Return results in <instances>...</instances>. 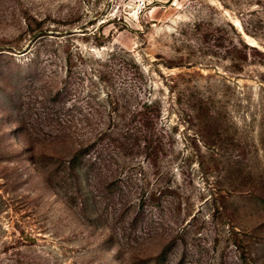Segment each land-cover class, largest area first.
<instances>
[{
	"label": "rangeland",
	"instance_id": "rangeland-1",
	"mask_svg": "<svg viewBox=\"0 0 264 264\" xmlns=\"http://www.w3.org/2000/svg\"><path fill=\"white\" fill-rule=\"evenodd\" d=\"M242 2L0 0V264H264V56L228 49L230 25L260 51L264 30ZM155 100L158 143L118 136Z\"/></svg>",
	"mask_w": 264,
	"mask_h": 264
},
{
	"label": "trees",
	"instance_id": "trees-1",
	"mask_svg": "<svg viewBox=\"0 0 264 264\" xmlns=\"http://www.w3.org/2000/svg\"><path fill=\"white\" fill-rule=\"evenodd\" d=\"M237 1V0H236ZM239 3V2H238ZM243 6L241 10H243L240 14H245L249 16V25L248 27L244 26V31L251 35L256 36L258 30H264V0H244V3H240ZM235 39L230 45V61L234 67L238 68L241 66V63L247 59H252L256 61V57L251 56V52H255L264 56V51H260L256 46H251L243 42V38L240 32L230 25ZM222 40V38H219ZM221 46V44H218ZM226 51V49H225ZM258 65H263L264 63L257 61ZM57 95H60V92H57ZM161 110L158 108L157 101H146L144 102L138 110L132 111L128 117H124L123 121L125 123V128L123 127L122 132L118 135L122 137V139H130L132 142L141 143L145 149H148L154 143H158L159 136L156 133L158 124L161 120ZM204 113H207V109ZM84 121L86 124L91 123V115L89 113L84 114ZM111 114L108 115L107 118V127L102 128L101 131L98 132L97 138H102L104 136L109 137L112 134L111 128L114 127V123H112ZM123 117V116H122ZM213 116L212 114H207L205 119V124L210 125L212 123ZM88 147H81L80 149H76L69 161L70 169L73 170L76 168L77 164H79V160L85 157L87 154ZM89 164L87 168L89 170H94V164L91 160H88Z\"/></svg>",
	"mask_w": 264,
	"mask_h": 264
}]
</instances>
